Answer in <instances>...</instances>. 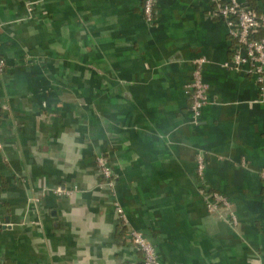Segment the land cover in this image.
Here are the masks:
<instances>
[{"label":"crops","instance_id":"obj_1","mask_svg":"<svg viewBox=\"0 0 264 264\" xmlns=\"http://www.w3.org/2000/svg\"><path fill=\"white\" fill-rule=\"evenodd\" d=\"M142 3L0 0V264H140L129 229L162 264H264V85L223 66L232 41L211 0H157L152 23ZM201 189L228 199L234 229Z\"/></svg>","mask_w":264,"mask_h":264},{"label":"built area","instance_id":"obj_2","mask_svg":"<svg viewBox=\"0 0 264 264\" xmlns=\"http://www.w3.org/2000/svg\"><path fill=\"white\" fill-rule=\"evenodd\" d=\"M214 4V14L223 20L228 29V36L232 41L230 59L223 66L232 71H240L252 75L255 81L264 85V14H258L252 9L244 7L238 0H211ZM157 0H143L142 14L146 23H152ZM30 11V9H28ZM207 63L205 58L193 61L191 81L186 88L190 100L192 122L199 121L202 108L207 104L208 85L203 81L202 68ZM6 63L0 54V74L4 73ZM1 149V144H0ZM98 172L103 180L100 187L114 191L112 171L101 157L97 159ZM204 163L202 157H197V173L202 175ZM264 178V174H263ZM58 194H62L59 189ZM199 195L208 211L224 213L227 223L234 229L237 226L236 215L230 211V202L217 192L199 190ZM114 211L123 226H128V220L122 207L115 203ZM8 224L0 221V230ZM129 237L134 247L141 253L140 264H162L156 255L153 245L138 231L129 229Z\"/></svg>","mask_w":264,"mask_h":264},{"label":"water","instance_id":"obj_3","mask_svg":"<svg viewBox=\"0 0 264 264\" xmlns=\"http://www.w3.org/2000/svg\"><path fill=\"white\" fill-rule=\"evenodd\" d=\"M5 223H7V222H5Z\"/></svg>","mask_w":264,"mask_h":264}]
</instances>
